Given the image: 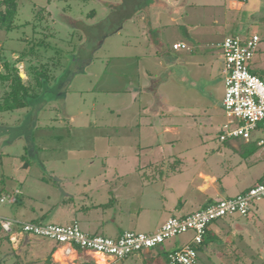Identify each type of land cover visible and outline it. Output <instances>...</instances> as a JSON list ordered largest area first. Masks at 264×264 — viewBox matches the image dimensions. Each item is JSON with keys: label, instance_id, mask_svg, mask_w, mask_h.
<instances>
[{"label": "rangeland", "instance_id": "obj_1", "mask_svg": "<svg viewBox=\"0 0 264 264\" xmlns=\"http://www.w3.org/2000/svg\"><path fill=\"white\" fill-rule=\"evenodd\" d=\"M18 2V26L0 29V70L7 60L19 59L29 48V39L47 36L46 25L52 32L47 36L51 46L40 47L38 58L19 63L21 73L31 63L52 61L61 67L55 72L60 76L57 87L26 107L0 110V216L9 218L20 217L16 199L27 206L31 197L38 202L47 201L49 195L60 199L62 189L75 192L80 179L93 177L97 178L93 184L101 183L100 175L106 172H124L135 149L145 159L151 153L145 149L146 141L139 139L137 127L154 111V98L159 96L162 105L158 114L150 113L153 117L159 119L162 110L170 108L192 119L191 110L200 111L202 103H190L191 96L210 93L209 85L223 81L219 43L233 34L224 20L234 18V30L246 34L255 30L248 15L251 8L236 11L227 0H179L173 10L165 0ZM64 16H69V22ZM182 40L191 49L173 48L174 42ZM157 49L160 58L152 56ZM164 49L169 52L163 53ZM7 85L0 88L2 103L1 97L10 90ZM221 91L220 85L211 94L215 97ZM169 102L174 106L169 107ZM183 104L190 109L184 111ZM181 131L184 139L174 148L166 147L165 155L173 150L189 162L193 148L188 149V143L199 140L188 135L187 125ZM219 135L215 127L207 140L220 144ZM253 230L258 235L248 240L257 244L248 253L254 260L239 262L235 255L222 257L218 248L213 252L199 248L196 264H264V220ZM9 233L3 230L0 236Z\"/></svg>", "mask_w": 264, "mask_h": 264}, {"label": "crops", "instance_id": "obj_2", "mask_svg": "<svg viewBox=\"0 0 264 264\" xmlns=\"http://www.w3.org/2000/svg\"><path fill=\"white\" fill-rule=\"evenodd\" d=\"M227 1L236 11H241L246 6L251 8L248 15L252 18L251 22L255 30L246 34L240 32L242 30L238 28V32L234 33L237 31L233 28L236 25L235 19L228 16L224 22L232 26L233 34L226 36L246 37L258 33L264 37V0ZM178 2L179 0H165V4L172 10ZM177 42L186 43L184 40L174 43ZM222 42L219 43L221 46ZM197 46L200 49L199 45ZM184 49L188 50L191 47L188 45V48L176 50ZM194 50L193 47L192 52ZM168 52L163 50V53ZM155 54L152 56L156 58L162 56L158 49ZM173 58L178 59L179 63L184 62L180 57ZM220 58L223 81L215 80V86L209 85L210 93H195L191 96L190 103L195 105L202 103L200 111L196 112L195 107L191 111L196 113L189 111L192 119L184 117L178 109L170 112V108L168 111L162 110L159 119L153 117L151 114H158V107L162 105L159 96L153 97L151 106L154 111L148 113L137 127L140 133L139 139L146 141L145 149L151 153L145 154V159L140 158L141 153L135 149L133 151L135 156L127 158L130 162L127 170L120 173L106 172L100 175L101 183L93 184V181L97 180L93 177L80 179L76 183V191L73 192L66 187L62 189L60 199L49 195L47 201L45 199L38 202L37 198L31 197L29 206L25 205L23 200L16 201V199L15 202L20 206L17 212L20 217L15 218L60 224L77 221L89 234L111 237H117L127 230L154 232L171 216L187 215L217 199L236 196L263 181L264 146L259 145L257 141L264 136V122L249 141L241 138L225 141L220 139V144L214 145L207 140L215 127L220 134L224 124L230 122L223 107L225 95L223 53ZM212 62L210 61V64ZM198 63L202 66L201 62ZM250 66L254 73L264 79V40L262 39ZM209 78H212L211 74ZM220 85L222 88L220 94L212 96V90L218 89ZM167 104L169 107L174 106L170 102ZM186 106L183 104L184 111L190 109ZM184 114L190 116L189 113ZM180 117L183 119L181 120ZM165 118L167 122H164ZM183 125H187L191 130L188 131L189 136L199 140L191 145L188 143L187 148H193L192 160L189 162L175 156L173 150L169 156L165 155L166 147L174 148L184 139L181 137ZM191 132L193 135L190 134ZM255 217V222H252ZM263 220L264 199L255 202L247 216L230 215L211 223L206 238L198 249L213 252L214 248H218L220 254H223L222 257L235 255L239 262L254 260V256L250 255L248 250L253 249L257 242L255 239L249 241L248 238L258 235L253 229ZM3 230L0 226V232ZM189 232L191 234H187ZM189 232L170 238L159 247L117 259L78 247L72 248L68 253L66 245L16 229L5 237L0 236V264H9L10 260L12 264H170L167 258L168 252L191 242L194 232Z\"/></svg>", "mask_w": 264, "mask_h": 264}, {"label": "built area", "instance_id": "obj_3", "mask_svg": "<svg viewBox=\"0 0 264 264\" xmlns=\"http://www.w3.org/2000/svg\"><path fill=\"white\" fill-rule=\"evenodd\" d=\"M260 41L261 36L252 33L246 37L228 35L222 42L225 76L223 107L230 118L220 133L222 141L231 138L249 141L264 122V79L254 73L250 66ZM173 47L182 49L188 48V45L177 42ZM257 142L264 146V136ZM263 198L264 180L236 196L217 199L187 215L171 216L154 232L127 230L117 237L89 234L77 221L60 224L0 216V226L6 232L11 233L17 229L66 245L68 253L78 247L117 259L159 247L170 238L193 231L192 241L168 252L167 258L170 264H196L198 247L203 243L211 223L230 215L247 216L252 205ZM5 199L2 197L1 202H5Z\"/></svg>", "mask_w": 264, "mask_h": 264}, {"label": "trees", "instance_id": "obj_4", "mask_svg": "<svg viewBox=\"0 0 264 264\" xmlns=\"http://www.w3.org/2000/svg\"><path fill=\"white\" fill-rule=\"evenodd\" d=\"M18 10V0H0V29L12 30L18 26L16 24ZM64 17V20L69 22V16ZM27 24L29 22L25 23V25ZM45 30V35L47 36L52 33L49 25H46ZM47 36L29 39V48L21 52L19 59H16L14 62L7 60L2 64L3 68L0 70V88L6 87L5 84H8L7 86L10 90L6 91L1 97L4 102H0V110L26 107L37 100L44 91L57 87V84H59V81L57 80V82L56 79L60 78V76H57L55 72L61 67V64H56L52 61L39 62L38 64L31 63L25 71L26 78L21 76L19 63L27 60V58H38L39 54L37 51L40 47L51 46Z\"/></svg>", "mask_w": 264, "mask_h": 264}, {"label": "water", "instance_id": "obj_5", "mask_svg": "<svg viewBox=\"0 0 264 264\" xmlns=\"http://www.w3.org/2000/svg\"><path fill=\"white\" fill-rule=\"evenodd\" d=\"M21 76H24V74H23V73H21Z\"/></svg>", "mask_w": 264, "mask_h": 264}]
</instances>
